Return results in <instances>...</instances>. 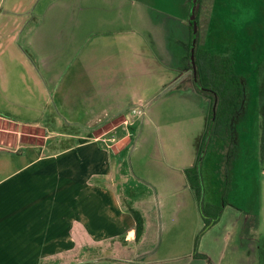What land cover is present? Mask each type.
I'll list each match as a JSON object with an SVG mask.
<instances>
[{
  "label": "crops",
  "instance_id": "0c3cea01",
  "mask_svg": "<svg viewBox=\"0 0 264 264\" xmlns=\"http://www.w3.org/2000/svg\"><path fill=\"white\" fill-rule=\"evenodd\" d=\"M88 2L0 0V264H81L94 252L92 262L130 264L141 257L147 264L143 258L152 247L143 241L155 212L160 236L153 253L188 252L199 228L184 169L195 160L208 100L193 89L189 70L183 73L189 86L175 81L190 2L161 12L159 31L142 41L129 25L89 24L99 11L88 10ZM169 31L176 34L173 49L163 42ZM153 82L165 86L166 97L194 99L185 136L165 125L163 100L151 106ZM47 120L55 127H46ZM25 126L37 130L35 141L23 139L19 127ZM229 140L224 137L223 146ZM60 142L64 146L56 148ZM236 143L242 152V138ZM218 147L214 139L210 152ZM124 151L136 152L137 160L121 157ZM127 162L138 173L123 170ZM228 176L231 189L242 187L241 167ZM129 207L142 217L136 241ZM236 209L225 205L200 237L206 264H222L228 247L234 255L229 264H259L254 220ZM218 230L220 238L212 235ZM210 236L223 241L213 260L203 247ZM104 250L122 255L105 257Z\"/></svg>",
  "mask_w": 264,
  "mask_h": 264
},
{
  "label": "rangeland",
  "instance_id": "374dc122",
  "mask_svg": "<svg viewBox=\"0 0 264 264\" xmlns=\"http://www.w3.org/2000/svg\"><path fill=\"white\" fill-rule=\"evenodd\" d=\"M179 1L89 0L88 10L99 11L97 18L95 19L92 16L94 19L92 21L89 20V24H94L96 21L97 25L105 27L111 24L120 27L129 25L135 28L136 34L141 36L142 41L143 38L150 36L151 33L159 31L161 20H157V18H161L159 16L160 13L172 11ZM186 2L188 3V0ZM186 2L184 3V10L187 6ZM197 9L198 49L219 57L227 56L231 58L233 60V70L239 83L238 103L229 114L228 127L226 128L227 135L226 132H224L223 137L215 134L211 135L208 143L204 146L199 169L200 200L203 203L220 207L221 210L225 205L229 204L232 208H237L236 210L239 213L241 212L243 216L244 214H247L248 218L250 216L254 220L252 228L253 238L255 239L256 253L259 256V264H264V168L258 162L259 126L261 124L264 125V0H199ZM175 35L171 31L163 35V42H168L167 44H169L168 46L171 49H173L172 38ZM139 39L137 36V40ZM26 54L30 57L29 51ZM181 65L180 63L177 67L175 81L178 84H182L183 88H186L184 82L188 85L190 81L184 79L183 73L185 71ZM172 81L173 79H170L166 83H169L170 86ZM164 88L165 86L162 83L159 85L158 82H153L152 96H150L149 102L153 106L159 105L163 100L162 105L165 109L164 115L166 118L165 125L169 127V131H176V133L178 132L177 135L183 137L187 133L188 126L194 122V110L189 108L193 106L195 108V101L188 94L174 97L168 93L166 97L163 95ZM194 94L196 95L194 98H197L198 95ZM190 113L194 114L191 115ZM31 115L27 113L24 117L29 118ZM58 117L63 119L61 114H58ZM190 117H193L192 120ZM45 125L46 127H55L56 124L47 120ZM136 126L138 127V125ZM6 129L10 134L12 128L6 126ZM19 130L23 132V139L28 138L35 141L38 138L37 130L31 127H19ZM65 130L67 131V129ZM65 130L64 128H59V131ZM224 137L225 139L230 138L226 144L227 146L222 144ZM241 138L242 152L239 150L240 145L236 143ZM214 139L219 147L217 151L210 152ZM63 146L62 142L55 145L56 148ZM121 154V157L125 156L126 159H130L131 155L133 161L137 160L136 152L130 154L124 151ZM12 156L14 157L15 155L13 154ZM218 160V167H216L214 164ZM253 160L258 162L259 169H256ZM236 166L238 168L241 167V179L244 182L240 189L235 187L231 189L230 176L228 175ZM130 168H133L134 173H138V168H135V165L132 166V164L127 162L123 166V170ZM131 174L132 172L129 170L127 176L129 177ZM133 181L137 180L132 179L130 183H135ZM221 201H225V203L222 205ZM133 206L137 208L136 205ZM153 217L149 219L150 223L147 224L148 228L145 233L148 240L143 241L150 248L157 246L158 237L160 236L159 225H157V212H155ZM208 228H202V220L200 218L199 228L193 236L190 250L186 253L178 255L166 254L167 256H164L159 252L153 253L151 248L150 254L144 257L143 260L147 261V264H206V254L203 256L197 246L200 237ZM221 233L218 230L212 235L216 237L215 234H217L220 238ZM214 236H210L213 239L211 244L205 241L203 243V247H205L212 260L221 252L223 243V241L215 240ZM196 237V245L193 246V241ZM221 240H223L222 237ZM228 248L225 253L222 252L224 254L222 264H229L232 260L231 255L233 254ZM97 254L99 252L83 256L82 261L84 262L81 264H101L102 261H91V259H94L93 255ZM104 254L105 257L112 258H119L122 255L121 252L115 250H104ZM109 262L110 264H119L118 261ZM133 263L141 264L143 262L141 257H137L130 260V264ZM230 264H233V262Z\"/></svg>",
  "mask_w": 264,
  "mask_h": 264
},
{
  "label": "trees",
  "instance_id": "16d2710c",
  "mask_svg": "<svg viewBox=\"0 0 264 264\" xmlns=\"http://www.w3.org/2000/svg\"><path fill=\"white\" fill-rule=\"evenodd\" d=\"M190 2V0H188ZM199 0H196L194 10V20L197 23V8ZM192 22L189 13H187L188 40L184 45L185 53L181 58V67L183 70L190 71V81L193 89L207 98L208 113L206 125L200 139L193 165L184 169V175L193 189L197 212L202 220V228L210 227L218 219L220 207L203 203L200 200V162L204 151V146L208 143L211 135L223 137L224 132L227 135V122L229 114L238 103V78L233 70V60L227 56L219 57L218 55L209 54L206 51L198 49V25L195 33V42L193 49V65L189 59V47L191 42ZM258 162L264 168V125L259 126L258 136ZM222 205L225 201H221ZM221 205V206H222ZM134 220V240L139 238L142 230V217L140 213L129 207L128 208ZM193 241V246L196 244ZM196 255V254H195Z\"/></svg>",
  "mask_w": 264,
  "mask_h": 264
},
{
  "label": "water",
  "instance_id": "95a60500",
  "mask_svg": "<svg viewBox=\"0 0 264 264\" xmlns=\"http://www.w3.org/2000/svg\"><path fill=\"white\" fill-rule=\"evenodd\" d=\"M196 5V0H190V7H189V13H190V19L192 22V38H191V43H190V62L192 69L194 70V65H193V47H194V42H195V32H196V23L194 20V9Z\"/></svg>",
  "mask_w": 264,
  "mask_h": 264
}]
</instances>
